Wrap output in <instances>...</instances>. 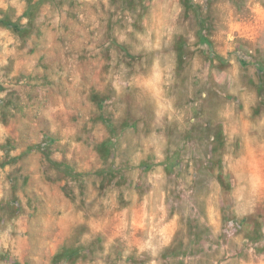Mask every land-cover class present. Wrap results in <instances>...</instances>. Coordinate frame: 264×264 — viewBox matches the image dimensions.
<instances>
[{
  "label": "rangeland",
  "instance_id": "obj_1",
  "mask_svg": "<svg viewBox=\"0 0 264 264\" xmlns=\"http://www.w3.org/2000/svg\"><path fill=\"white\" fill-rule=\"evenodd\" d=\"M0 264H264V0H0Z\"/></svg>",
  "mask_w": 264,
  "mask_h": 264
}]
</instances>
